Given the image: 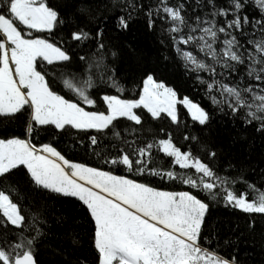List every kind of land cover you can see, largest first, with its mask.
I'll list each match as a JSON object with an SVG mask.
<instances>
[{
  "label": "snow or ice",
  "instance_id": "snow-or-ice-1",
  "mask_svg": "<svg viewBox=\"0 0 264 264\" xmlns=\"http://www.w3.org/2000/svg\"><path fill=\"white\" fill-rule=\"evenodd\" d=\"M64 7L62 16L48 0H0V117L22 118L28 137L0 138V264H40L37 249L51 246L53 224L69 225L63 239L80 247L83 236L70 226L76 219L93 264H257L240 251L242 243L259 244L264 255V185L247 179L256 171L251 157L222 160V150L190 133L182 146L170 134L139 139L152 121L179 127L178 104L201 126L211 114L178 98L155 68L138 66L139 79L125 75L113 35L140 19L149 31L159 28V42L214 111L264 138V0H64ZM61 25L84 53L76 61L35 34ZM41 132L86 139L103 164L187 190L73 162L52 142L33 143ZM160 152L170 162L158 164ZM68 202L78 205L77 216L60 210ZM220 205L234 218L219 217ZM52 254H62L59 246Z\"/></svg>",
  "mask_w": 264,
  "mask_h": 264
},
{
  "label": "trees",
  "instance_id": "trees-1",
  "mask_svg": "<svg viewBox=\"0 0 264 264\" xmlns=\"http://www.w3.org/2000/svg\"><path fill=\"white\" fill-rule=\"evenodd\" d=\"M191 3V0H188ZM50 6L57 7L61 15L63 16L66 11L64 7V0H48ZM83 19V18H82ZM62 29V30H61ZM36 35H43L50 41L57 43L60 46L69 51V54L73 56L74 61L78 59L77 53L83 55L84 53L79 50V47L75 41H72L68 30L63 25L59 26V29L54 30L53 34L47 33H35ZM113 42L117 48L122 51V58L120 61V67L124 74L127 76L135 75L139 79V72L136 71L137 67H149L155 68L154 75L163 80L168 86L173 87L177 93L178 98L182 99L183 96H189L194 102L200 103L211 114V121L207 127L201 126L198 122L192 120L191 115L187 113V109L182 104L177 105L179 116V127L176 124L171 123L170 119L156 120L145 127H150L153 131L151 133L139 134V139L147 140L152 136L158 140L160 138H167L170 134L173 138V142L177 146L188 145L189 142L183 139L185 133L199 136L203 140L209 141L214 148L221 151V159L227 160L229 156H234L237 160L251 157V164L256 169L255 173L250 172L247 175L249 181H253L257 184L264 185V176H261L260 171L264 169V159L261 154L264 153V138L254 133L251 127L245 129L239 121L235 125L230 122L229 117L222 116L218 111H214L210 102L206 100L199 89V86L194 85L190 77L185 76V70L182 67V63L176 58L175 52L171 47L165 48L159 42V28L156 31H149L144 23L143 19L137 20L133 23L127 32L114 33ZM165 56L169 59L165 60ZM132 91L129 87V93ZM87 107V106H85ZM91 110V109H90ZM163 131H160V129ZM12 135L19 136L20 138H28L24 131L22 118L6 120L0 117V138ZM240 137L239 139H237ZM243 137H246L244 139ZM132 139V137H128ZM43 140V142H52L53 146L57 147L66 158L77 163H85L88 166L96 167L100 166L103 170H113L115 174L127 175L129 178L137 179L140 182L149 183L153 187H157L166 191H180L187 190V186H180L173 184L167 179L161 180L159 177H151L145 175L144 177L136 176L135 173H128L126 169H122L118 166L103 164L102 160H99L91 152V149H85L84 144L88 141L84 139L83 143L80 140H74L69 138L68 135L64 136H49L47 133L41 132L40 135L33 138V143ZM182 150H186L182 147ZM158 148H153V153H157ZM154 159L158 164H165L170 162L171 158L166 157L162 152L159 153V158L154 156ZM176 171H183L179 169L178 165H171ZM238 187L243 188V185ZM76 207L78 205L73 202H68L60 209L66 213L69 217L77 216ZM232 209H224L223 205H220L217 209L219 217L224 219L234 218L232 217ZM83 222L80 219H76L70 226L76 228L78 232L83 236L82 245L75 247L69 240L63 239V234L69 225L64 227H58L53 224L54 236L51 240V246L49 242L41 244L38 249V261L40 264H52L56 261L57 264H76L78 259H87V264H93V250L90 247L87 235L84 229L79 227ZM62 252L61 255H53L52 248L58 247ZM241 253L247 251L251 253L252 259L257 262L264 259L259 244L253 247L251 244H241Z\"/></svg>",
  "mask_w": 264,
  "mask_h": 264
},
{
  "label": "rangeland",
  "instance_id": "rangeland-1",
  "mask_svg": "<svg viewBox=\"0 0 264 264\" xmlns=\"http://www.w3.org/2000/svg\"><path fill=\"white\" fill-rule=\"evenodd\" d=\"M194 102V101H193Z\"/></svg>",
  "mask_w": 264,
  "mask_h": 264
}]
</instances>
